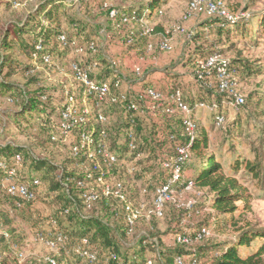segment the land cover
Masks as SVG:
<instances>
[{"label": "trees", "instance_id": "trees-1", "mask_svg": "<svg viewBox=\"0 0 264 264\" xmlns=\"http://www.w3.org/2000/svg\"><path fill=\"white\" fill-rule=\"evenodd\" d=\"M164 4L165 0H100L95 16L102 22L90 25L84 17L78 16L77 13L70 14L73 8L62 0H40L36 8L16 17L15 22L4 27L0 38V98L6 100L9 107L3 111L0 126V264H51L46 257L40 259L30 257L19 263L16 256L17 252L25 250V238L16 223L28 221L36 225L33 222L34 207L44 191L45 183H47L46 195L57 205L50 220V225L54 227L49 231L55 234L64 233L69 238L67 244L60 246L58 254H50L56 259V264H78L73 257H77L78 261L86 262L70 249L82 238H87L91 249L95 251L97 255L95 263H143L147 258L153 257H145L147 249L150 248L152 251L153 249L158 250L156 264H174L173 260L176 255H194L196 259L208 264H264V226L258 222L252 223L246 218V213L251 211L252 195L235 174L243 170L252 180L256 181L261 189L264 188V127L259 130L260 137L250 143L251 157L246 155L233 157L228 165L230 171L228 173L216 153L212 151L207 132L199 130L196 124L193 136L186 133L182 114L174 102L169 100V104L159 105L149 96H142L141 93L145 94L150 87L138 93L123 90L121 86L112 87L113 93L125 92L129 100H134L139 104V112L134 113L127 111L119 103L103 101L98 107L108 117V120L105 124L96 123L98 128L106 130L107 141L110 136L114 151L119 154L118 162L113 166L111 175L123 182L128 198L138 200L132 197L134 188L124 179V171L132 175L138 167L136 165L126 168L121 166L120 160L123 154L120 151L121 148H125L129 155H134L135 159L136 156H141L145 147L148 146L147 154L151 158L159 157L162 165L164 161L173 162L176 159L177 146L189 145L193 159L188 164L186 156L182 170L183 165L185 167L188 164L187 166L192 167L193 172L189 179L182 177L184 179L182 185L185 186L188 181H191L193 187L207 190L214 214L217 217L224 216L222 220H217L215 226L222 230L228 226L233 229L231 238L214 244L203 243L197 248H192L189 253L188 250H183V246L191 243L175 242L174 247H165L161 244L162 240L156 236L158 232L155 226L148 227L143 224L156 216H151L148 220L138 218L130 227L125 221V212L118 200L101 197L90 207L83 203L81 198L83 188L78 185V180H84V170L85 167H89V164L83 158L72 156L68 152L62 142L63 136L57 129L61 105L53 103L52 97L40 87L41 81L37 80L33 74L35 66L22 62V56L28 60L35 56L38 62L46 64L47 60L56 53H59L60 57L67 55L68 45L75 43V40L79 42V46L83 42H87V45L93 42L94 50L86 51L85 63L89 65L96 62L97 68L91 69L89 76L99 82L109 81L112 85L122 76L115 72L111 60H108L103 52L104 49L98 47L93 28L96 32L98 31L95 35L104 31L109 42L119 40L126 49H135L143 54L149 44V35L144 32L143 22L161 14ZM249 8L247 5L244 11H248ZM111 10L115 11L113 17L110 16ZM254 19L257 20L252 22ZM201 21V28L214 31L220 38L224 37L227 40L237 37L248 38L247 40L254 44L264 42V11L255 12L248 17H237L234 20H227L220 16H208ZM155 27V29H161L159 25ZM61 35L64 36L65 41L60 39ZM198 36L201 38L203 34ZM141 46H144V50H140ZM218 49L212 47L204 49L201 46L195 48V52L184 63L191 68V75L194 78L193 71L198 66L196 58L205 59L213 54L220 56L223 51ZM253 67L247 60L227 62L228 70L237 73L241 69L250 72ZM19 75L25 78L24 85L10 81ZM212 77L216 81L215 73H212ZM195 81L199 83L198 92L199 89H204L206 96H215L213 101L217 107L211 111L216 120L222 108L221 98L227 97V94L216 86L207 87L202 80ZM176 90L181 91L182 101L194 110L192 98L188 96L189 91H184L174 85L167 92V96L171 97ZM244 105L245 102L240 108ZM92 107L95 111L98 108L94 102ZM148 111H152L161 120L164 118L162 122L165 124L162 123L160 134L157 133L158 126ZM114 113L119 116L120 125L114 126L113 120L117 119V116L113 117ZM249 119L243 122L238 116L230 123L229 133L243 138L245 131L242 129V124L250 123ZM13 128L17 132H14ZM152 129L155 132L153 136L150 134ZM15 134L27 136L31 140L30 145L44 148L55 147L54 154L60 153L58 156L62 157V164H53L51 159L45 156L40 158L35 151L30 150L29 145L25 146L13 140ZM52 135H58L59 140H52ZM123 135L126 138L123 139ZM130 141L136 144V149L132 152L128 148ZM157 149L164 151L163 156L166 154L167 156L165 158L160 156ZM16 154L21 156L19 162L15 159ZM83 161L84 168L81 166ZM130 167L134 169L130 170ZM140 167L143 173H145L144 170H153L145 163L139 166V169ZM11 168H16V178L19 181L31 184L33 179L39 180L40 186L37 188L35 200L30 201L7 193L3 179ZM54 169L55 177H53ZM65 180L67 186L63 184ZM160 181L158 179L154 181V190ZM143 189H146V192L148 190L146 186H143L139 194L143 193ZM141 224L146 227L142 226V228ZM137 233L140 234L136 236L131 248L123 250L120 247L121 238ZM149 237H153L154 242H150ZM101 254L105 255L102 261H100ZM111 254H114L115 258H111Z\"/></svg>", "mask_w": 264, "mask_h": 264}, {"label": "rangeland", "instance_id": "rangeland-1", "mask_svg": "<svg viewBox=\"0 0 264 264\" xmlns=\"http://www.w3.org/2000/svg\"><path fill=\"white\" fill-rule=\"evenodd\" d=\"M40 0H0V38L3 32L4 27L13 18H16L23 11V7H31L38 3ZM66 5H71L73 10L70 14L78 16H82L89 22V24H97L95 22H102L98 17H96V9L98 8L100 0H62ZM221 3V5L226 8L227 11L232 13L237 17L241 16H250L255 12L264 11V0H217ZM190 0H165V4L162 6V13L159 15H155L151 20H144L143 26L144 31L146 29L149 30L147 33L148 36V45L151 50V59L154 61H160L159 59L163 56L164 58L161 60L163 63L160 65L156 64L153 67L161 68L162 71H172V67L175 66L173 64V60H170V52L176 51L177 42L176 38L183 36L181 31L178 29L180 27L185 30L191 31L193 33V38L191 39L194 43L195 48H219L218 50H222L220 53V58L225 61L235 60L242 61L247 60L254 67L252 71L247 72L245 69H241L239 73L233 72V81L236 92L241 94L245 99V105L237 110L228 107L226 105V97L221 98L222 108L218 115H223L225 117V123L222 125H216L215 119L213 115V111L209 109L210 104L215 100V96H206V92L204 89H199V83L195 81V78L192 76V79L195 84V90L189 92V95L192 98V102L195 103L199 101H204L208 107L198 108L192 112V119L195 124H197V128L199 130H204L208 134L209 145L216 153L217 158L221 161L222 166L227 169V172L230 173L228 169V165L232 162L233 157H237L239 155H246L247 157H251L250 154V143L252 141H256L259 137V130L264 127V42H260L259 44H254L249 42L247 39L242 38H232L227 40L226 38H220L218 35L207 28H201L200 23L204 18L208 17L204 14H196L193 17L184 20L183 15L186 13L188 9V4ZM10 4L12 9H10ZM249 5V10L244 11L246 6ZM84 6V7H83ZM92 8V10H90ZM257 19L252 20L254 22ZM45 21V19H43ZM161 26V29H155V26ZM98 32V31H97ZM93 28V34L96 37L95 42L97 43L99 48H102L103 52L107 56L108 60H115L113 58L116 50H119V46L123 47L122 51H126L124 44L121 42V45H115L113 42H109V38L106 37L104 31L99 32L98 35ZM199 34H203L201 38H199ZM163 38H168L171 44L170 50L168 52H163L159 48V43ZM185 38V37H184ZM78 41L75 40V43L72 42L68 45L69 51L67 55L64 57H60L59 53L54 54L53 57L49 58L46 64L40 63L36 60V57H32L31 60L26 59L24 56L21 57L22 62L25 64H33L35 66L33 74L37 80L41 81V86L44 89V92L52 97V101L55 104H59L60 101L65 97L66 92H76L78 93L79 82L74 77L72 70L70 69V64L72 62H77L81 66L86 65V56L82 52H80L79 47H84V51H87V42H83L81 46L78 45ZM184 41H182V44ZM117 46V47H116ZM184 49H181L175 54H177V58L183 57V53L187 51V47L189 43L183 45ZM140 50H144V46L140 47ZM89 51V50H88ZM145 51V50H144ZM141 52V51H140ZM174 53V52H173ZM150 54L148 53L147 56ZM162 55V56H161ZM146 56V57H147ZM143 57V56H142ZM145 55L143 58H146ZM142 59V58H141ZM201 60V59H200ZM117 62V61H116ZM118 67V66H117ZM142 71V70H141ZM142 73V72H141ZM142 74H135V80L140 78ZM12 82H16L19 85H24L26 80L22 76H16L10 79ZM9 107V104L6 100L0 98V126L2 123V115L3 111ZM117 116V119L113 120L114 126L117 124L120 125V118ZM240 117L243 122H245L248 118L251 121L250 123H243L242 129L245 131L243 134V138L240 136H236L234 133H229V125L232 123L237 117ZM116 118V117H115ZM14 132H17L15 128H13ZM148 132V131H147ZM154 129L151 131V135H154ZM13 140L16 142L30 146V150L35 151L37 156L40 158L48 157L51 159V162L56 165H60L63 162L61 156L59 154H54L56 148L49 147L44 148L40 146L30 145L31 140L27 138V136H23L21 134H15ZM123 139L126 138L123 135ZM109 146L112 150L115 148L112 146V139L109 136L108 138ZM187 143V142H186ZM156 146V145H155ZM187 150V161L186 163L192 161L193 157L191 152L189 151V145L186 146ZM161 149V148H160ZM157 149L159 155L163 158L167 156H163L164 151ZM142 150V149H141ZM144 150V149H143ZM168 150V149H167ZM120 151L123 153L121 156L120 164L125 168L127 166L136 165L138 168L134 171L132 175H128L126 171H124V179L134 188L132 197L137 198V201H144L148 208L152 207V200L154 197V181L156 179L164 181L167 177L170 176L168 171H165L162 168L159 157L151 158L147 152L149 151V147L146 146L144 152H142L141 156H136L134 159V155H129L126 153L125 148H121ZM146 164L149 168H152V171H146L143 173L142 167L139 166ZM184 164V163H183ZM187 164V165H188ZM183 165L182 177L183 178H191L192 167ZM53 177H55V169L53 170ZM57 172V171H56ZM155 172V173H154ZM57 174V173H56ZM239 178L240 182L245 186L248 191L252 195L251 211L246 213V218L250 220L252 223L258 222L260 225L264 226V188L261 189L259 185H257L256 181L252 180L250 176H248L243 170L235 173ZM181 178L180 182L175 187L176 191L174 193V200L169 202L164 211V215L162 217H156L152 220L146 221L143 224L146 226H155L156 236L159 237V240H162V246H170V248L174 247L175 241L174 237L177 233H185L193 235L197 230L201 227L205 226L209 228L210 234L199 241H194L190 245L183 246V250H188L189 253L192 248H197L198 245L203 243L214 244L221 242L223 240L229 239L233 236V229L228 226L226 229L222 230L216 227V222L222 220L224 216L217 217L214 214L213 208L210 206V198L207 190L198 189L192 187L191 189H186L184 185V179ZM47 183L44 184V191L42 195L39 197V200L36 202L33 212V222L36 225H33L28 221H19L16 223V226L19 228L21 234L24 235L25 238V252H27L28 256H50L52 251L47 244V242L41 238L39 234L47 233L49 230L53 229V225H50V220L53 212L57 205L51 201V198L46 195ZM147 187L146 193H140L139 190L143 187ZM139 194V195H138ZM188 200H193L194 205L192 208H185L184 204ZM51 201V203H50ZM148 220V219H146ZM218 220V221H217ZM145 226L141 224V227ZM145 226V227H146ZM143 228V227H142ZM153 228V227H152ZM136 235H128L123 236L122 243L120 247L124 249H130L132 243L135 241L138 236ZM153 237H149L150 242H154ZM255 245V244H254ZM252 245V246H254ZM60 246H58V250L60 251ZM153 251L148 248L145 254V257L153 256L154 264H156L158 260L157 252L158 250ZM22 251V252H24ZM186 254V253H179ZM203 257V256H200ZM74 261L78 264H105L101 262L97 263H87L81 262L77 260V257H73ZM105 258V255L101 254L100 261ZM204 258V257H203ZM208 259V258H207Z\"/></svg>", "mask_w": 264, "mask_h": 264}, {"label": "built area", "instance_id": "built-area-1", "mask_svg": "<svg viewBox=\"0 0 264 264\" xmlns=\"http://www.w3.org/2000/svg\"><path fill=\"white\" fill-rule=\"evenodd\" d=\"M114 10L110 11V16L113 17ZM196 14H204L205 16H220L227 20H234L237 16L233 15L224 8L217 0H190L188 9L183 15V19H189ZM184 37L188 40L192 39L193 33L185 30L184 28H178ZM148 33L149 30L144 31ZM60 39L65 41L64 36L61 35ZM159 48L163 51H168L171 48V44L168 38H163L159 43ZM150 48V46L148 45ZM88 50H94V43L91 42L86 47ZM80 52L83 54L84 47H79ZM112 65L115 67V72L120 73L117 67V62L111 60ZM227 62L222 60L219 55L213 54L205 59L197 60V68L193 71L195 80L203 81L207 87H217L221 91L227 94L226 105L235 110L245 102L244 97L238 94L233 87L234 77L233 72L227 68ZM97 63L81 66L77 62L70 64L74 77L79 82L80 89L76 92H66L65 97L61 101V112L58 120L57 129L63 136L62 142L67 147L70 155L83 158L88 162L89 167H85L84 180H78V185L83 188L81 191V198L83 203L87 207L100 199L101 197L111 198L118 200L125 212V221L130 227L138 218H150L151 216L162 217L164 215L165 207L167 203L174 200L175 187L182 178V164L187 156V148L185 146H177V157L173 162L164 161L162 168L168 171L170 176L164 181H160L154 190V197L152 200V207L148 208L144 201H134L128 198L123 182L120 179H116L111 175L113 166L118 162L119 154L112 150L107 141V132L104 128H98L96 123L105 124L108 117L98 107L103 101L110 103H119L125 107L127 111L134 113L139 112V104L134 100H129L125 92L113 93L112 87L121 86L124 81V77L118 78L111 85L109 81L99 82L89 76L91 69H96ZM133 72L138 75L141 74V68L137 66L133 69ZM212 73L216 75V81L212 77ZM121 74V73H120ZM142 96H149L157 104L164 103L169 104V100L174 102L176 108L181 112L183 118V124L186 133L193 136L196 124L192 119L193 108L184 103L181 99V91L176 90L175 94L171 97L162 91L150 87L146 93H141ZM94 102L97 106L95 111L92 107ZM194 107L205 108L208 107L204 101L195 103ZM217 104L213 101L209 109H216ZM225 123V117L223 115H217L215 124L222 125ZM51 139L54 141L59 140L58 135H52ZM129 151L132 152L136 149V144L132 141L128 143ZM17 162L20 161V154L15 155ZM83 162L81 166L83 167ZM84 168V167H83ZM134 167H130L133 170ZM16 168H11L8 171L7 176L3 179L4 187L8 194L17 196L22 199L33 201L36 198L37 188L40 186V182L37 178L33 179L32 183L19 181L16 178ZM67 186V181L63 182ZM193 184L188 181L185 184L186 189H191ZM146 189H143V193ZM194 205L193 200H188L184 207L189 209ZM210 234L209 228L203 226L197 232L192 235L185 233L175 234V242L189 244L193 241H199ZM47 244L49 245L52 253L58 254V246L65 245L69 242V238L64 233L55 234V232L48 231L45 234H39ZM72 252L81 256L87 263H95L97 261V255L90 247L87 238H82L79 243L72 245L70 248ZM111 258H115L114 254L110 255ZM47 261L51 264H56V259L53 256H47ZM174 264H208L196 259L194 255H176L174 257ZM139 264H154L152 258H147L143 263Z\"/></svg>", "mask_w": 264, "mask_h": 264}, {"label": "crops", "instance_id": "crops-1", "mask_svg": "<svg viewBox=\"0 0 264 264\" xmlns=\"http://www.w3.org/2000/svg\"><path fill=\"white\" fill-rule=\"evenodd\" d=\"M38 3H36L33 8L31 7H23V11H21V14H26L36 8ZM10 9H12V6L10 4ZM22 14V15H23ZM16 18H13L12 20H9V23L15 22ZM6 24V25H7ZM182 41L184 43L182 44ZM115 45H121V41L114 40L111 41ZM177 42V48L176 51L170 52V60H173V64L175 66L172 67V71L164 72L161 68L153 67L156 64L160 65L163 63L161 61L164 57L162 56L159 60L160 61H154L151 59V50L146 49L143 54H140L135 49H127L126 51H122L123 47L119 46V50H116V52L113 55V58L117 61V66L120 70L121 76L124 77V81L122 82L121 89L132 91L135 93L141 92L146 87H153L156 88L163 93L167 94L169 92L170 88L172 86H177L178 88L183 89L184 91H192L195 90V84L192 79L191 75V68L187 65H184V63L188 60V57L192 55L193 52H195V46L192 40H188L184 38V35L176 38ZM189 43V46L187 47V51L183 53V57L177 58V54L175 52L184 49V44ZM117 47V46H116ZM149 48V47H148ZM168 52V51H163ZM174 52V53H173ZM148 53L150 54L149 56ZM145 55L146 58H143ZM143 56V57H142ZM142 58V59H141ZM199 58H196L198 60ZM139 66L142 70V76L135 80V73L133 72V69ZM61 101L59 102V104ZM149 104H147L148 106ZM148 114L151 115L153 121L157 124V133L160 134L161 128L163 127V124H165L164 118L161 120L157 118V116L152 113V111H148ZM163 123V124H162ZM172 123V122H170ZM37 205V204H36ZM52 226V225H51ZM4 254V253H3ZM17 259L19 263H22L25 261V259L34 257L37 259L47 257V256H28L27 252H17L16 253ZM187 256V255H185Z\"/></svg>", "mask_w": 264, "mask_h": 264}]
</instances>
